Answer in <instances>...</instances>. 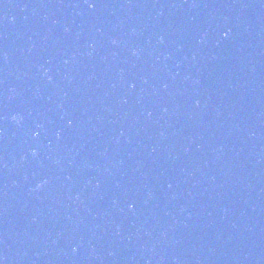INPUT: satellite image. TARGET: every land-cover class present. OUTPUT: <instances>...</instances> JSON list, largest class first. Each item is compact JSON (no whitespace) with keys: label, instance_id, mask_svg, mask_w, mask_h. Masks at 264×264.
<instances>
[{"label":"water","instance_id":"95a60500","mask_svg":"<svg viewBox=\"0 0 264 264\" xmlns=\"http://www.w3.org/2000/svg\"><path fill=\"white\" fill-rule=\"evenodd\" d=\"M0 264H264V0H0Z\"/></svg>","mask_w":264,"mask_h":264},{"label":"clouds","instance_id":"9594fccd","mask_svg":"<svg viewBox=\"0 0 264 264\" xmlns=\"http://www.w3.org/2000/svg\"><path fill=\"white\" fill-rule=\"evenodd\" d=\"M13 119L19 120L20 117H18V116H14Z\"/></svg>","mask_w":264,"mask_h":264},{"label":"snow or ice","instance_id":"6c2138e0","mask_svg":"<svg viewBox=\"0 0 264 264\" xmlns=\"http://www.w3.org/2000/svg\"><path fill=\"white\" fill-rule=\"evenodd\" d=\"M90 6H94V4L90 5Z\"/></svg>","mask_w":264,"mask_h":264}]
</instances>
